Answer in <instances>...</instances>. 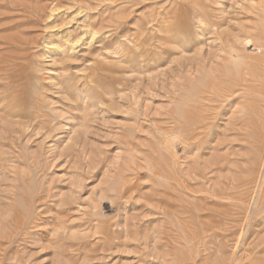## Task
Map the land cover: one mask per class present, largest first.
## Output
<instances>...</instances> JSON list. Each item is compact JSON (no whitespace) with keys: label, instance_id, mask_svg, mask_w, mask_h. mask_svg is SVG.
<instances>
[{"label":"rangeland","instance_id":"1","mask_svg":"<svg viewBox=\"0 0 264 264\" xmlns=\"http://www.w3.org/2000/svg\"><path fill=\"white\" fill-rule=\"evenodd\" d=\"M261 235L264 0H0V264H264Z\"/></svg>","mask_w":264,"mask_h":264},{"label":"bare ground","instance_id":"2","mask_svg":"<svg viewBox=\"0 0 264 264\" xmlns=\"http://www.w3.org/2000/svg\"><path fill=\"white\" fill-rule=\"evenodd\" d=\"M247 40V38H245ZM245 44V43H244ZM261 46H259L260 48ZM238 50V49H237ZM241 50V48H240ZM238 52V51H237ZM242 55V54H241ZM238 63V62H237ZM6 64V63H5ZM224 66V65H223ZM237 65H235L236 67ZM232 68V67H231ZM209 70H212L211 73H215V72H218V71H227V70H224V68H222V66H217L215 68H211ZM233 70V69H232ZM231 70V71H232ZM235 71V70H234ZM233 71V72H234ZM210 72V71H209ZM209 72H207L206 74H210ZM236 72V71H235ZM215 76V74H213ZM223 73V72H222ZM221 73V74H222ZM14 74V73H13ZM224 74V73H223ZM229 74V73H228ZM204 75V74H203ZM230 75V74H229ZM12 76V75H11ZM211 76V75H210ZM213 76V77H214ZM202 77V76H201ZM216 78V77H215ZM214 78V80H215ZM191 79V78H190ZM213 79V78H212ZM21 81V80H20ZM185 82V81H184ZM190 84H187V82H185L183 85H184V88L187 90V95L186 97L182 96L181 98H186L184 101L181 102V104L177 105L178 107L175 108L174 110V118L177 119V121L183 126L184 129H186V127L190 128V127H194V128H198L199 126H205L207 125L208 123L212 122L213 118L215 116H213V118H211V116L209 115L210 114V109L212 108L211 107V104H213V101L216 102L215 100V96L216 94H218L219 91L225 89V87L223 88L221 86V84H215V82L213 80H211V77H209V75L207 77H204V78H201V80H199V82L197 83V81L195 83L197 84H193L194 82L193 81H188ZM193 82V83H192ZM192 83V84H191ZM215 84V85H214ZM224 85V84H223ZM182 86V85H180ZM10 88V87H9ZM182 91V93L184 92V90ZM231 90H228L227 92H229ZM221 92V94H222ZM220 93V92H219ZM224 93V92H223ZM219 94V95H221ZM214 96V97H213ZM180 98V99H181ZM214 100H213V99ZM213 100V101H212ZM212 102V103H211ZM211 103V104H209ZM210 108V109H209ZM213 110V109H212ZM216 111V110H215ZM218 112V111H217ZM209 115V116H208ZM212 115V114H211ZM218 115V114H217ZM216 115V116H217ZM173 117V116H172ZM216 120V119H214ZM187 128V129H188ZM203 128V127H202ZM191 130V129H190ZM189 131V130H188ZM187 131V133H188ZM192 131V130H191ZM190 131V133H191ZM185 132V131H184ZM194 132V130H193ZM196 133V131H195ZM194 133V134H195ZM184 134V133H182ZM201 135V134H200ZM204 135V134H203ZM181 139L182 142L185 143L186 141V138L187 136H184V137H181L179 136ZM189 137L191 138V135H189ZM195 137V136H193ZM194 139V138H193ZM192 140V139H191ZM196 140V139H195ZM203 140V139H201ZM187 142V141H186ZM189 143V142H187ZM187 143L185 144L187 146ZM201 143V142H200ZM128 144V143H127ZM198 145V144H197ZM130 149V148H129ZM122 181H125L122 180ZM127 181H125V183L123 182L122 185H119L118 187H115V188H118L117 191H119V187L121 186L122 188V192L124 191V193L128 192L130 190V187L127 186L128 182L126 183ZM120 189V190H121ZM120 192V191H119ZM35 195V194H34ZM41 195V194H40ZM37 196V195H36ZM37 198V197H36ZM39 198V197H38ZM41 198V197H40ZM260 197H258V200L256 202V206L258 207L259 206V203L262 202V200L260 201L259 199ZM33 199V198H32ZM44 199V197H43ZM36 201V199H35ZM261 205V204H260ZM19 208V207H18ZM22 208V207H21ZM27 209V208H26ZM25 211V210H24ZM21 214V211H18L16 212V214ZM15 214V215H16ZM260 215V214H259ZM257 215V216H259ZM20 218H23L22 214L20 216H18ZM19 218V220H20ZM17 221H18V218H17ZM24 222V220H23ZM26 235V234H25ZM2 243V241H1ZM260 248V251L259 252H262L264 253V235L262 236L261 235V238H259V243H257V245H254L252 250H256V249H259ZM3 253H4V250H3ZM1 254V253H0ZM1 256V255H0ZM3 256V255H2ZM2 260V259H1ZM237 264V263H236ZM240 264V262H239Z\"/></svg>","mask_w":264,"mask_h":264}]
</instances>
